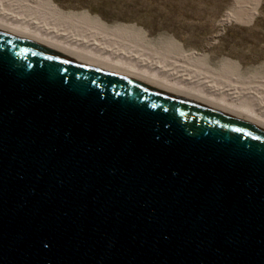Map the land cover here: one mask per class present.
<instances>
[{
	"label": "water",
	"instance_id": "water-1",
	"mask_svg": "<svg viewBox=\"0 0 264 264\" xmlns=\"http://www.w3.org/2000/svg\"><path fill=\"white\" fill-rule=\"evenodd\" d=\"M146 93L0 45V264H264V140Z\"/></svg>",
	"mask_w": 264,
	"mask_h": 264
},
{
	"label": "bare ground",
	"instance_id": "bare-ground-1",
	"mask_svg": "<svg viewBox=\"0 0 264 264\" xmlns=\"http://www.w3.org/2000/svg\"><path fill=\"white\" fill-rule=\"evenodd\" d=\"M244 3L224 22L249 21L258 0ZM78 17L59 15L41 1L0 0V45L142 90L193 118L264 140L261 76H238L229 62L210 70L198 56L159 50L131 27Z\"/></svg>",
	"mask_w": 264,
	"mask_h": 264
},
{
	"label": "rangeland",
	"instance_id": "rangeland-1",
	"mask_svg": "<svg viewBox=\"0 0 264 264\" xmlns=\"http://www.w3.org/2000/svg\"><path fill=\"white\" fill-rule=\"evenodd\" d=\"M19 1H41L59 15L77 19L84 15L101 27H131L159 50L198 56L210 70L217 71L229 62L238 76L264 78V0H258L249 21L240 22H224V18L245 0Z\"/></svg>",
	"mask_w": 264,
	"mask_h": 264
}]
</instances>
